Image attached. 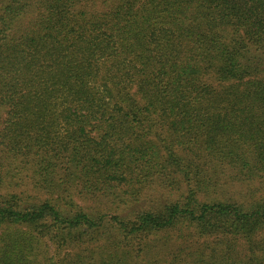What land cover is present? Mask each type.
Here are the masks:
<instances>
[{
	"label": "trees",
	"instance_id": "obj_1",
	"mask_svg": "<svg viewBox=\"0 0 264 264\" xmlns=\"http://www.w3.org/2000/svg\"><path fill=\"white\" fill-rule=\"evenodd\" d=\"M0 264H264V0H0Z\"/></svg>",
	"mask_w": 264,
	"mask_h": 264
},
{
	"label": "rangeland",
	"instance_id": "obj_2",
	"mask_svg": "<svg viewBox=\"0 0 264 264\" xmlns=\"http://www.w3.org/2000/svg\"><path fill=\"white\" fill-rule=\"evenodd\" d=\"M237 189H240L239 187L238 188H230V190L232 191V193L234 194V195H236L237 197L239 196V194L238 193H236V191H237ZM152 191H154V190H146L145 191V193H144V199H145V201H151V200H153V201H155L158 197H160V198H164V194H157V195H153V193H152ZM88 204H91V202H89ZM48 240V244L50 245L49 246V248L51 249V252H52V250L55 248L54 247V243L52 242V241H49V239H47ZM55 253V252H54ZM65 253V251H63L62 252V255Z\"/></svg>",
	"mask_w": 264,
	"mask_h": 264
}]
</instances>
